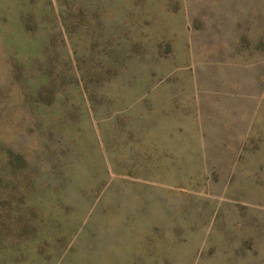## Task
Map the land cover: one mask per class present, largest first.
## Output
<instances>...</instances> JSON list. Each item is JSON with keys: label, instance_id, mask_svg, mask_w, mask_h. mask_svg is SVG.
Segmentation results:
<instances>
[{"label": "rangeland", "instance_id": "obj_1", "mask_svg": "<svg viewBox=\"0 0 264 264\" xmlns=\"http://www.w3.org/2000/svg\"><path fill=\"white\" fill-rule=\"evenodd\" d=\"M244 2L0 0V264L263 251L264 128H206L208 148L199 160L185 145L179 180L160 133L195 93L185 69L225 24L261 32L249 23L264 5Z\"/></svg>", "mask_w": 264, "mask_h": 264}, {"label": "crops", "instance_id": "obj_2", "mask_svg": "<svg viewBox=\"0 0 264 264\" xmlns=\"http://www.w3.org/2000/svg\"><path fill=\"white\" fill-rule=\"evenodd\" d=\"M247 1L251 2L244 3L257 4V8L264 5V0ZM249 24L261 30L255 32L258 34L255 38L249 30H239L236 24L226 23L225 29L228 26L234 29L217 36V40H213L207 48L209 53H202L205 56L199 62L185 69L191 91L195 93L192 92L187 100L176 99L177 102L170 109L176 116V125L160 130L167 139L166 156L170 159L171 172L177 174L174 177L176 180L184 178L178 175L184 171L179 158L185 153L186 144L190 147L187 149L191 150V156L199 160L203 157L201 147L209 146L206 128H232L235 131L239 128L243 131L245 128H264V21L260 19ZM189 102L192 114L187 108ZM186 116L194 121L193 128L189 130L183 128ZM194 140L198 150L195 152L192 150ZM249 246L239 259L232 253H225L216 263L237 264L239 261L238 264H264V248L263 251L252 252Z\"/></svg>", "mask_w": 264, "mask_h": 264}]
</instances>
